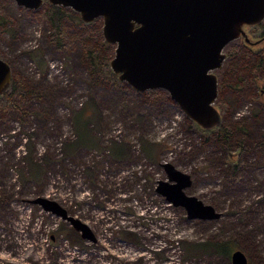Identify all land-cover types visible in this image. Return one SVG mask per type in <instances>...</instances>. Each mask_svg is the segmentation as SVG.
<instances>
[{
  "label": "rangeland",
  "instance_id": "1",
  "mask_svg": "<svg viewBox=\"0 0 264 264\" xmlns=\"http://www.w3.org/2000/svg\"><path fill=\"white\" fill-rule=\"evenodd\" d=\"M49 7L0 0V58L31 92L19 109L0 108V264H232L202 246L219 241L242 250L247 264H264V85L251 82L260 61L264 77V49L250 52L239 39L223 49L214 73L224 143L197 129L165 90L137 92L90 74L89 51L103 70L114 54L102 20L64 18L58 33ZM79 115L88 119L87 146ZM165 162L190 175L185 193L219 218L188 219L156 192ZM37 197L57 202L95 240L32 203Z\"/></svg>",
  "mask_w": 264,
  "mask_h": 264
},
{
  "label": "water",
  "instance_id": "2",
  "mask_svg": "<svg viewBox=\"0 0 264 264\" xmlns=\"http://www.w3.org/2000/svg\"><path fill=\"white\" fill-rule=\"evenodd\" d=\"M26 9H37L44 0H14ZM68 7L84 23L102 20V35L114 44L109 61L112 72L137 92L163 89L185 116L202 129L221 123L215 106L218 81L214 73L226 57L223 49L238 38L251 42L247 27L264 20V0H46ZM9 64L0 58V96L10 87ZM166 180L156 192L173 206L182 207L188 219L214 220L220 213L209 204L185 193L190 175L169 162L162 164ZM37 203L70 222L84 239L95 240L91 229L54 200L37 197ZM232 264H247L240 249L230 254Z\"/></svg>",
  "mask_w": 264,
  "mask_h": 264
},
{
  "label": "trees",
  "instance_id": "3",
  "mask_svg": "<svg viewBox=\"0 0 264 264\" xmlns=\"http://www.w3.org/2000/svg\"><path fill=\"white\" fill-rule=\"evenodd\" d=\"M69 10H70V8H69ZM70 11H68V7L55 6V5L50 4L49 10H48L49 19H50L51 26L54 28L55 32L60 33L62 19H64V18H69L75 24H78V25L82 24L83 21L80 19V16L78 14L76 15V13L72 12L73 10L71 12ZM247 30H248V37H249L251 42H254L257 39L264 37V23H261L260 25L255 26V27H250V28L247 27ZM238 39L242 44V48H246L250 52L257 53L258 51H261L264 49V40H262L257 45H249V44L245 43L242 38H238ZM225 55H226V53H225ZM88 56H89L90 64L92 65V68L90 69V71H91L90 74L100 72V73H102L103 76H105L106 79L113 82L114 85L126 84V83L120 81L118 79V74L112 72L111 69L110 70H103L105 63L99 58V56L96 53L89 51ZM226 58H227V55H226L225 59ZM106 64H108V63H106ZM261 64H263L262 61H260L257 65L255 64L253 72H252L253 77L251 79V82H253L255 84L256 88L262 87L264 85V77L260 76V71H259L260 66H262ZM93 76H94V74H93ZM217 81H218V79H217ZM155 91L156 90H154V91L153 90H147V92H155ZM25 92L31 93L30 90H27L25 88V86L20 81L14 79L12 77V82H11L10 87L0 96V108L5 109L6 107H14V108L19 109L20 108L19 97L23 93L25 94ZM217 93H218V89H217ZM219 111H220V109H219ZM87 120H88L87 118H82L80 115H79L78 119H75L77 129L81 130L79 133L80 143H81V145H86V146L89 145V143L91 142V140H90L91 137L87 135L88 133H87L86 128H85V126L88 124ZM195 127L203 133H214V132H216L215 133L216 136L224 143L228 142V140H229L228 128L221 125V124L218 127H215V128L209 129V130L202 129L197 125H195ZM79 130H78V132H79ZM81 135H83L84 137L81 138ZM117 149L118 148H116L115 146H112L109 151L113 155H117V153H118ZM144 152L149 159H152L153 152L149 147L144 146ZM232 156L227 157L228 161H230V162L234 161V158ZM235 166L236 165H234V167ZM199 246H201V245H199ZM202 246H205V247L208 246L209 249L212 250V252H215L218 255L224 256L227 259H230V254L234 250V246L230 242H225V241L211 242V243L206 242V243H203Z\"/></svg>",
  "mask_w": 264,
  "mask_h": 264
}]
</instances>
